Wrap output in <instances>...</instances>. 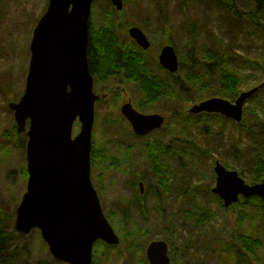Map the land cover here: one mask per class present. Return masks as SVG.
Wrapping results in <instances>:
<instances>
[{
  "label": "rangeland",
  "instance_id": "obj_1",
  "mask_svg": "<svg viewBox=\"0 0 264 264\" xmlns=\"http://www.w3.org/2000/svg\"><path fill=\"white\" fill-rule=\"evenodd\" d=\"M236 1L239 5L243 4L241 0ZM248 1L250 9L256 12L254 1ZM48 2L49 0H0V229L8 238L2 252L4 257H0V264H69L52 255L38 228L32 229L29 233H20L15 229L17 207L26 191L29 175L25 174L27 135L25 131H17L14 110L9 104L17 102L24 94L33 31L47 9ZM123 2V8L119 10L111 0H95L90 21L96 26L109 22L116 23L125 44H131L132 41L128 33L129 26H139L153 43L150 50L153 56L156 52L157 58L163 47L162 43L167 44L169 41L176 47L180 61L179 69L171 73L147 56L148 53L145 54L149 61L153 62L149 63L154 73L158 72L168 87L174 88V97H168L162 102V108L160 103L147 108L139 106V103L146 99L142 90L138 83L127 80L120 70L107 81L97 82L94 77V90L99 99L95 105L93 144L96 142V146L104 145L119 155L123 162L119 166L94 165L91 169L92 182L97 189L104 213L120 238L117 244L96 242L92 264H149L147 257L149 243L158 239L167 242L169 236L173 238L167 244L174 264H264V206L261 202L263 198L252 196L248 198L250 201L244 204L246 198L241 196L238 202L226 207L223 199L212 191L216 184L214 169L217 161L227 169L237 170L249 184L263 182L264 176H260L261 172L255 170L253 159L254 151L259 147L258 142L249 140L244 130L243 135L239 133L237 127L246 124L243 119L237 122L221 113L189 112L194 103L221 95L210 96L187 78L185 81L183 70V66L188 65L185 59L191 36L194 39L196 36L198 45L205 49L209 48L210 44L219 45L220 49L224 43L226 47L233 36L237 37L235 48L239 62L242 59L240 56L251 57L249 61L252 62L250 65L241 62L237 66L240 69L238 72L240 90H248L262 83L264 77L260 82L257 78L261 76L258 69L264 67V62L260 61L258 65L254 61L263 48L262 42L253 34L254 22L251 25L245 21L246 26L243 20L239 25H230L231 13L227 12L228 6L216 0H123ZM259 16L261 15L257 18ZM245 30L252 34L242 33ZM191 31L194 35H190ZM187 81L190 83L187 84ZM183 85L188 88L187 91ZM254 94L247 99L243 111V118L245 115L249 116L247 123L253 119L255 112L258 114L260 111L253 101L258 102L261 97L260 101L264 103V95L260 92ZM129 99L143 113L159 112L165 115L164 125L145 136L136 135L120 111L121 105ZM190 115H199L200 124L189 125L188 119L191 122L196 121ZM260 115L264 117L261 113ZM80 126V121L76 120L74 135L79 132ZM156 137H161L165 144L172 142L180 146L182 140L191 138L199 144V147L191 149V153H196L195 167H192V170H196L193 185L198 186L196 196H193L189 204L194 209L201 207L213 213L217 212V220H210L205 226L198 227L197 223L185 220L182 212L185 203L181 205L175 202V196L185 188L182 187L184 182L191 179V166L186 176L182 174L184 166L182 156H177V160L180 157L179 165L175 161L172 162L174 166H179L178 173L171 175L177 184L175 191L172 192L171 188V194L167 193V196L162 194V209L159 210L163 213L155 210L153 198L147 200L148 219L144 218L139 207L132 204L131 198L134 195L131 189L132 181H138L140 176L145 175L152 184H156L147 158L140 149L143 143ZM21 138H26L25 145L21 143ZM188 147L189 149L193 147L192 142ZM236 148L243 149L245 153L243 151L236 153ZM241 170L245 173L241 174ZM169 183L171 184L170 179ZM191 189L190 185L189 190ZM123 208H126L125 212ZM160 214L165 216L166 222L160 223L158 220ZM171 214L172 221L166 216ZM134 224L144 230L147 227L149 232L145 233L142 229L143 244L140 246L133 243L131 248L126 233ZM240 233L246 237L254 235L261 243L256 250L238 263L227 244L233 239L236 240L235 236H239ZM239 244L241 245V242ZM242 249L246 251L243 243Z\"/></svg>",
  "mask_w": 264,
  "mask_h": 264
},
{
  "label": "water",
  "instance_id": "obj_2",
  "mask_svg": "<svg viewBox=\"0 0 264 264\" xmlns=\"http://www.w3.org/2000/svg\"><path fill=\"white\" fill-rule=\"evenodd\" d=\"M95 0H49L39 18L30 43L31 58L24 94L10 102L18 132H26L28 180L17 207L15 229L29 233L38 228L52 255L69 264H92L98 240L117 244L120 238L105 215L92 182V145L95 105L94 76L89 66V36ZM122 9L123 0H111ZM129 35L144 49L149 36L136 25ZM160 64L172 73L179 69V57L172 44L159 53ZM264 87V81L244 90L234 100L212 96L194 103L189 112H216L239 122L247 99ZM122 115L138 136L163 126L159 112L143 113L131 100L121 105ZM80 130L73 134L75 121ZM29 121V122H28ZM212 191L226 207L240 196L264 199V181L247 183L235 169L220 161L215 165ZM141 192L144 184L140 183ZM164 240H152L147 248L149 264H173Z\"/></svg>",
  "mask_w": 264,
  "mask_h": 264
},
{
  "label": "trees",
  "instance_id": "obj_3",
  "mask_svg": "<svg viewBox=\"0 0 264 264\" xmlns=\"http://www.w3.org/2000/svg\"><path fill=\"white\" fill-rule=\"evenodd\" d=\"M216 1L228 6L227 12L231 13V21L229 23L230 25H239L243 20L244 23L245 21L250 24L254 22V25L251 24L252 28H254L253 34L259 41L262 42L263 48V51L259 53L258 56H256V61L254 62L258 65L260 64V61L264 62V0H253L256 12H253L250 9L248 6V0H241L243 1V4L241 5H239L236 0H231V3H228L225 0ZM106 11L108 13V10ZM258 15L261 16L257 18ZM245 25L247 26L246 23ZM242 33H245L246 35L252 34L248 30L242 31ZM190 35H194L193 31H191ZM236 39L237 37L235 38L231 36L229 41L230 43H227L226 47H224L223 43L222 48L220 49H218L219 45L214 44H210L209 48L205 49L198 45L196 36L195 39L193 36H191V39L188 42V55H185V60L188 62V65L183 66V70H185V81L187 78L193 83L194 86H200V88H202L204 92L210 96L219 94L221 97L228 100H235L242 91L239 88L240 76L238 72H240V69L237 68V66L240 65L241 62L249 65L252 63L249 61L251 57L245 58L242 56H240L242 59L239 62V55H237L235 48ZM168 43L170 42L168 41ZM162 44L164 45L165 42ZM152 48V42L148 51H145L139 47L134 40L131 41V44H125V41H123V38H121L119 35L118 25L114 22L96 26L93 25L92 21H90V37L88 47L89 66L96 81H107L120 70L127 80L138 83L140 89L142 90L144 98L146 99L142 101V103H139V106L147 108L148 106H155L156 104L160 103L162 108V102L167 100L168 97H174V88L168 87L166 81L162 80V77L158 75V72L154 73L153 69L151 68V64L153 63L152 60L158 62L156 60V52L153 56L150 51ZM148 52H150L151 55L146 54ZM145 54L151 57L152 60L149 61ZM246 55H248V53ZM149 62H151V64ZM183 63L184 62H182V64ZM258 71L261 73V76L257 78V80L260 82L264 77V67L258 69ZM188 83L190 82L187 81V84ZM183 88L186 91L188 90V88L184 85ZM259 92L260 94L264 95V87L259 89V91H257L254 95L258 94ZM260 99L258 102L256 100L253 101L254 105L257 104L258 110L260 109L259 113L257 114V112H255L252 117L253 119H251L248 123L247 120L249 116L245 115L243 121L246 124L237 128L239 129V133H242V135V130H244L247 133L249 140H256L258 142L259 147L256 149V151H254L253 155L255 163L254 166L255 170L261 172L260 176H264V117L260 115L261 113L264 116V103H262ZM190 116L196 121L191 122L188 119L189 125L195 123L200 124L199 115ZM190 142H192L193 147L189 149L188 145ZM21 143L25 145L26 138H21ZM95 144L96 142H94L92 148V166L122 165L123 160L119 155L115 154V152H111L109 149L104 147V145L96 146ZM195 147H199V144L194 138L182 140L180 146L178 144L174 145L172 142L165 144L161 137L148 140L141 145L140 149H142V152H144L145 158H147V164L150 166L152 175L156 180V184H152V181H149L145 175L140 176V179H144L146 181L144 192H141L140 188L136 187L138 183L136 180L132 181L131 183V189L134 191V195L131 198L132 204L140 208V212H142V215H144L145 219L149 218V211L146 206L148 199L153 198L156 204L155 210L163 213L162 210H159L162 209V194H165L166 196L167 193L171 194L173 190L175 191V186L177 184V181H173V176L171 175L178 173L179 166H174L172 162L175 161L179 165L180 162L178 161L180 160L181 156L184 159V166H182V174L184 176H186V173L190 170L191 166V179L188 182H184V185L179 184L185 188H183V192L181 191L177 194V196H175V202H178L181 205L185 203V206L182 209L185 220H189L192 223H197L198 227H203L208 224L210 220L218 219L217 212L213 213L211 210H207L205 208L202 209L201 207L200 209H194L189 204L193 199V196H196V189L198 186L193 185V176H195L196 170H192V167H195L194 157L196 156V153H191V149H194ZM130 149H132V147H130ZM201 151L206 152V150ZM240 151H243V149L236 148V153ZM243 153L245 152L243 151ZM177 156H180L179 160H177ZM240 173L244 174L245 171L241 170ZM25 174H28L27 170H25ZM169 179L171 180V184L169 183ZM190 185L192 187L191 190H189ZM244 200V204L250 201V199ZM261 202L262 206H264V199L261 200ZM126 208H123V212L126 211ZM166 216L172 221V214ZM158 220L161 221L160 223H164V221L166 222V218L165 216L163 217L162 214H160V218ZM171 228L172 227H167V229ZM142 229L139 225L134 224L130 226L129 231L127 230L126 234L128 236V243L131 248L133 247V243H136L140 246L143 244ZM144 232H149L147 227L145 228ZM4 235V231L0 229L1 258L4 257L2 256V252L6 246V241H8L7 236ZM253 236L254 235L246 237L240 233L239 236H235L237 241L233 239L232 241L228 242L227 245L230 246V251L234 254L238 263L243 261L246 256L250 255V252H253L260 246V239ZM172 239L173 238L169 236L167 238V242L170 243ZM240 242L241 245L239 244ZM242 243L243 248L246 251H243Z\"/></svg>",
  "mask_w": 264,
  "mask_h": 264
},
{
  "label": "flooded vegetation",
  "instance_id": "obj_4",
  "mask_svg": "<svg viewBox=\"0 0 264 264\" xmlns=\"http://www.w3.org/2000/svg\"><path fill=\"white\" fill-rule=\"evenodd\" d=\"M132 25H130L129 26V28L131 27ZM129 28H128V30H129ZM131 37V36H130ZM169 44V43H168ZM171 44V43H170ZM149 49H147L146 51H148ZM161 51V50H160ZM160 51H159V53H160ZM150 52H148V54H149ZM159 53H158V57H157V64L159 65V66H162L161 64H160V62H159ZM179 61H180V58H179ZM166 69V68H165ZM169 71V70H168ZM130 100V99H129ZM127 102V101H126ZM125 103V102H124ZM133 103V102H132ZM120 111H121V107H120ZM138 183H137V185L138 186H136L137 188L139 187L140 188V190H141V186H140V183H143L144 184V190H145V187H146V181L145 180H140V179H138V181H137Z\"/></svg>",
  "mask_w": 264,
  "mask_h": 264
}]
</instances>
